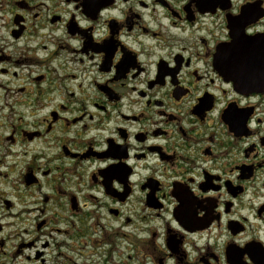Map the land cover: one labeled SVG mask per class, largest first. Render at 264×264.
<instances>
[{"label": "flooded vegetation", "instance_id": "obj_1", "mask_svg": "<svg viewBox=\"0 0 264 264\" xmlns=\"http://www.w3.org/2000/svg\"><path fill=\"white\" fill-rule=\"evenodd\" d=\"M0 264H264V0H0Z\"/></svg>", "mask_w": 264, "mask_h": 264}, {"label": "rangeland", "instance_id": "obj_2", "mask_svg": "<svg viewBox=\"0 0 264 264\" xmlns=\"http://www.w3.org/2000/svg\"><path fill=\"white\" fill-rule=\"evenodd\" d=\"M24 114L23 113H18V116H23Z\"/></svg>", "mask_w": 264, "mask_h": 264}]
</instances>
